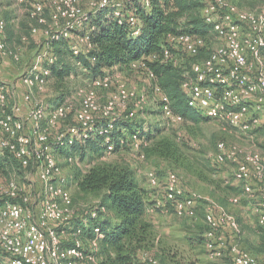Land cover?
<instances>
[{"label":"built area","instance_id":"2783aa9c","mask_svg":"<svg viewBox=\"0 0 264 264\" xmlns=\"http://www.w3.org/2000/svg\"><path fill=\"white\" fill-rule=\"evenodd\" d=\"M143 1L149 3L148 0ZM201 1L203 18L211 28L209 36L218 38L219 43L210 47L208 57L195 61L191 71L186 72L184 88L189 105L248 138L254 139L259 134L264 145V7L260 10H237L231 0ZM109 5L117 7L116 13L121 14V0H97L93 9L99 10ZM47 9L57 28L45 33L53 38L71 37V29L82 26L89 16L80 0H37L32 15L41 24H46ZM131 23L135 24L136 19L131 18ZM37 31L38 28L34 27L33 32ZM169 40L182 48L177 54L169 47L165 48V57L174 63H178L184 55L195 57L209 48L206 37L186 31L171 34ZM73 49L78 51L76 46ZM7 55L19 59V54L8 47L7 21L0 18V59ZM49 59L53 60L52 57ZM136 62L146 67L144 61ZM48 73L49 70H42L39 61L28 68L23 79L32 87L43 84ZM148 73L156 81L155 73L151 70ZM109 76L97 78L94 82L107 86ZM7 87L6 82H0V149L8 150L24 167L35 168L42 176L43 186L39 193H33L15 179L0 183V197L5 200L0 205V254L8 255L4 264H78L82 260L94 259L92 254L86 252L83 239L74 237L71 243L66 244L62 241L61 233L71 223L75 211L72 209L74 202L71 191L55 181L61 175L62 168L52 139L66 140L72 144L84 140L91 133L112 130L119 117L117 101L112 100L101 106L95 95H85L75 112L76 122L63 129H58V126L67 118L70 106L62 104L45 113L43 106L37 103L30 110L33 124L27 130V119L19 114L17 107L10 108L8 104ZM156 89L161 94L160 100L168 101L157 83ZM134 95L126 88L121 94L126 99ZM140 100H145V97L141 96ZM163 114L174 122L183 119L168 104L163 107ZM133 115L135 112L131 111L129 116ZM43 118L44 123L41 121ZM103 119L107 121L106 129L98 125ZM54 128L57 131L55 136H51ZM133 138L138 142L137 134ZM215 158L220 163L234 164V179L241 183L244 194L256 200L254 210L264 225V150L220 140ZM69 159L72 160V157ZM148 176L151 185H159L160 179L155 171L148 172ZM164 195L165 199L158 198L152 210L159 208L167 212L169 207L166 201L171 200L178 216L194 213L195 197L187 191L176 171H168ZM231 200L239 202L240 197L234 196ZM37 202L41 203L38 211L35 209ZM92 214L96 216L97 212L93 211ZM205 220L209 225L205 234L206 247L212 258H222L228 254L233 264H264L263 260L228 234L240 230L239 222L231 212L215 203H208ZM96 232L99 238L104 236L100 228H96ZM75 235L78 236L77 231ZM97 242L98 238L93 245L96 246ZM144 259L145 264H162L153 255H146Z\"/></svg>","mask_w":264,"mask_h":264},{"label":"trees","instance_id":"16d2710c","mask_svg":"<svg viewBox=\"0 0 264 264\" xmlns=\"http://www.w3.org/2000/svg\"><path fill=\"white\" fill-rule=\"evenodd\" d=\"M148 1L149 3L143 0H121L120 15L116 13L117 7L111 5L90 10L82 26L71 29V37H48V56L43 57L40 65L42 70L48 68L51 77L57 80H64L73 73H78L79 69L88 78L95 80L115 73L116 69L131 67L134 61H144L145 68L148 72L151 70L155 73V82L168 97V101L160 100L156 107L148 108L145 112L162 113V118L147 123L143 122V118H138V114L129 116L128 113L119 116L115 127L106 130V133H91L84 140L72 144L66 140L52 139L57 151L78 154L84 159L89 154L105 156L109 151L122 153L124 150H137L142 159L157 156L178 160L180 146L175 138L162 135L166 125L172 123L171 118L163 114L165 104L175 114L182 116L183 123L200 124L210 119L189 105L184 88L187 70L191 71L195 61L208 57L212 47L208 38L211 28L202 15L203 2ZM32 13L30 10L31 16ZM47 13L50 14L49 9L45 12L49 16ZM32 17L37 23L35 27L42 25L37 17ZM7 18L9 20V16ZM131 18L136 19L135 24L131 23ZM32 31V27L30 31L26 30L30 34ZM184 31L206 37L209 48H205L195 57L184 54L181 57L180 53V61L174 63L165 57V48L169 47L174 54L181 52L182 48L172 43L169 37ZM75 32L84 35L83 46L78 51L72 48L71 39ZM8 35V40L14 39V27L8 28ZM66 94L60 92V99L56 101L58 105L51 109L62 105ZM72 112L70 109L67 117L72 116ZM75 112L76 110L74 122L70 124L76 122ZM98 125L106 129L107 121L103 119ZM58 129L63 128L59 126ZM56 131L55 129V133ZM134 134L138 135V142L134 140ZM22 168L32 169L24 167L8 150L0 154V174L4 182L8 183L15 172ZM75 180L80 193L93 194L100 198L85 215L76 214L71 223L73 230L78 232V237L88 243L89 246L85 243L86 252L94 256V259L85 260L87 264H145L146 255L157 257L162 264H185L184 255L180 256L171 244L158 236L153 215L150 213V207L155 205L158 198L165 199V189L162 196L152 193L138 166L124 158L100 161L91 165L85 173L78 171ZM19 200L22 201L21 198ZM4 202V198L0 197V205ZM166 202L169 207L166 213L176 214L174 202ZM93 211L97 212L96 216H93ZM198 225L195 233H200L201 237L204 232L206 237L205 232L209 228L206 220L205 224ZM96 228H100L104 234L102 238H99ZM260 230L262 246L253 250L257 254L264 251V225H260ZM96 238L98 242L95 246L93 241ZM200 240L204 242V238ZM7 257V254H0V264H4Z\"/></svg>","mask_w":264,"mask_h":264},{"label":"rangeland","instance_id":"374dc122","mask_svg":"<svg viewBox=\"0 0 264 264\" xmlns=\"http://www.w3.org/2000/svg\"><path fill=\"white\" fill-rule=\"evenodd\" d=\"M47 1L52 2V0ZM95 1L97 0H80V3L89 12L93 10ZM231 1L237 10H260L264 7V1ZM36 4V0H0V18L7 21L8 27H14L16 30L14 39L8 40V47L11 51L19 54V59H15L12 55L0 59V82L7 83L8 104L10 108L17 107L19 114L27 119V130H30L33 124L29 115L30 110L40 103L45 113H48L51 108L58 105L56 101L60 99L58 98L60 92L67 93L63 104L69 105L73 111L72 116L59 123L62 128L74 122V110L80 107L85 95L91 94L95 95V99L101 106L116 100V111L119 116L128 115L134 111L135 115L138 114V118H143V122H153L162 118V113L145 112L146 109L157 106L161 94L156 89V82L150 77L144 65L136 61L132 63L131 67L125 69H116L115 67L116 72L109 76L107 86L96 84L81 69L64 80L51 77L49 70L48 78L43 84L32 87L27 85L23 79L24 73L29 67L48 55V36L45 31L57 28L52 23L50 14L47 13L49 16H47L46 24L38 26L37 32L32 31L31 34L26 32L37 24L33 15H30V10L33 12ZM83 36L75 32L71 39L72 46L80 49L84 43ZM19 38L21 40H18ZM209 43L214 46L219 43V40L215 36H209ZM46 69L48 70V68ZM124 88L133 91L135 95L128 99L123 98L121 94ZM139 96H144L145 100L141 101ZM143 110L144 113H141ZM41 121L44 123V118ZM55 129L51 136H55ZM162 135L175 138L180 146L178 160L157 156L142 159L136 152L137 150H124L122 153L109 151L105 156L89 154L84 159L78 154L70 155L57 151L56 157L62 172L55 181L58 184H64L71 191L74 216L76 214L85 215L94 204L99 202L100 198L97 195L80 193L75 180L78 171L85 173L94 163L120 158L127 159L139 167L145 184L152 193L158 196L164 194L168 171L175 170L180 175L187 191L195 197L194 213L181 217L173 212H162L159 208L152 210L153 206L150 207V213L153 215L158 236L171 244L180 256L184 255L185 264H233L228 254L222 258H212L206 247L204 232L201 233V237L200 233H195L198 224H205V211L208 203H215L236 217L240 230L235 233L228 232V234L234 236V240L243 248L264 261V251L261 254L253 251L262 246L260 225L263 224L260 223L254 210L256 200L244 194L241 183L234 179L236 169L234 164L220 163L215 158L217 144L220 140H226L229 144L235 143L264 150L260 135H255L254 139L248 138L231 130L224 122L217 119H209L200 124L172 121L166 125V130ZM3 152L0 149V154ZM70 157L72 160L69 159ZM152 170L158 174L160 179L157 186L151 185L149 180L148 172ZM12 179L19 181L33 193H39L42 190L43 179L35 168L31 170L22 168L21 171L15 172ZM4 181L0 174V183L5 184ZM234 196H239L240 201L233 202L231 198ZM33 198L36 199V195ZM40 207V202L35 203L37 211ZM71 223L61 233L62 241L65 244L71 243L75 237L76 231L73 230ZM200 238H204V242H201ZM84 243L86 242L84 241ZM86 245L89 246L88 243ZM78 264H87V262L82 260Z\"/></svg>","mask_w":264,"mask_h":264},{"label":"crops","instance_id":"0c3cea01","mask_svg":"<svg viewBox=\"0 0 264 264\" xmlns=\"http://www.w3.org/2000/svg\"><path fill=\"white\" fill-rule=\"evenodd\" d=\"M8 23H7V43L9 44V42H8V37H9V35H8ZM11 28V27H10ZM12 40V39H11ZM11 40H9V41H11ZM156 195V194H155Z\"/></svg>","mask_w":264,"mask_h":264}]
</instances>
